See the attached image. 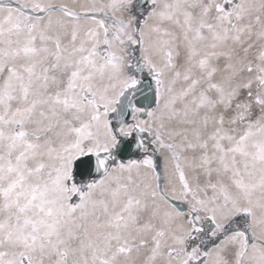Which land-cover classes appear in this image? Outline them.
Listing matches in <instances>:
<instances>
[{
	"label": "snow or ice",
	"instance_id": "snow-or-ice-1",
	"mask_svg": "<svg viewBox=\"0 0 264 264\" xmlns=\"http://www.w3.org/2000/svg\"><path fill=\"white\" fill-rule=\"evenodd\" d=\"M0 264H264V0H0Z\"/></svg>",
	"mask_w": 264,
	"mask_h": 264
},
{
	"label": "bare ground",
	"instance_id": "bare-ground-1",
	"mask_svg": "<svg viewBox=\"0 0 264 264\" xmlns=\"http://www.w3.org/2000/svg\"><path fill=\"white\" fill-rule=\"evenodd\" d=\"M57 2H66V3H68L69 5H73V4L82 3L83 0H57ZM158 170H160L161 173L163 174V161H162L161 168L158 169Z\"/></svg>",
	"mask_w": 264,
	"mask_h": 264
}]
</instances>
